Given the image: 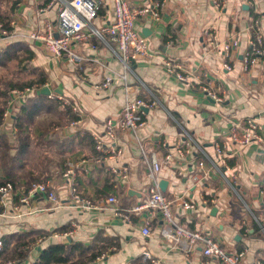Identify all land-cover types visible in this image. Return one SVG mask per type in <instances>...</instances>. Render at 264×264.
<instances>
[{
	"label": "crops",
	"instance_id": "crops-1",
	"mask_svg": "<svg viewBox=\"0 0 264 264\" xmlns=\"http://www.w3.org/2000/svg\"><path fill=\"white\" fill-rule=\"evenodd\" d=\"M64 1L68 0H20L12 17L11 34L0 36V50L9 42L28 44L33 51L32 65L46 75L45 87L78 108L73 112L63 102L44 95L46 99L39 101L26 135L30 138L27 147L44 143L48 157L39 159L41 164L35 161L38 166L33 170L25 147V152L18 156L19 165L10 159L4 160L3 165L0 162V179L12 176L16 185L22 187L34 178H45L57 197L56 202H51L45 196L35 195L29 205H21L16 211L7 207L0 215V238L28 227L50 232L68 224L70 234L55 232L42 246L68 238L83 243L96 239L111 243L108 248L115 249L93 264H128L134 257H143L144 252H150L160 264H221L203 256L200 244L190 250L183 243L168 244L160 233L163 221L159 213L152 216L145 210L132 211L151 188L147 177L149 151L143 153L139 149L144 145L163 161L159 178L164 184L160 191L173 201L176 224L201 229L218 240L227 252L245 248L246 255L239 264H264V196L260 193L264 184V144L252 142L239 149L227 142L231 127L242 126L248 117L261 125L264 134V55L252 69H243V55L250 49L254 19L260 23L264 36V0H227L221 10L210 0H164L160 19L138 18L135 28L146 38L151 56L131 63L127 75L128 84L133 87L130 96L156 104L146 109L142 127L135 131L116 130L115 143L122 154L117 160L107 158L101 163L94 161L97 153L93 135H103L106 120L116 123L120 118L125 101L119 77L124 71L122 63L104 42L90 34L72 45V50L81 57L77 68L66 56L53 58L42 44L27 37L32 31H45L49 25L56 31L58 8ZM127 1L132 7L143 2ZM100 3L92 21L96 27L110 23L114 16L112 0ZM206 29L215 35V42L210 41ZM235 38L239 44L230 57L231 69L226 70L221 44ZM163 60L179 62L192 75L194 86L168 75ZM106 76L112 82L105 88H96ZM203 87L222 93V102L208 97ZM39 94L40 90L22 99L10 95L5 109L9 117L0 125V133L10 146L18 145L12 126L15 114L27 98ZM53 108L54 116L39 115L53 113ZM72 122L75 123L71 125ZM185 133L200 145L205 155ZM224 142L230 156L227 167L222 168L223 174H219L208 169L207 156H214L215 143ZM15 153L12 148L10 156ZM166 154L171 159L165 162ZM81 159L86 164L77 171V187L97 205L95 208L74 201L61 177L69 162ZM200 161L204 162L205 174L198 165ZM113 166L125 168L127 177L113 174L110 171ZM129 190L135 193L129 194ZM111 196L116 198L115 203L107 202ZM182 202L191 203L193 208H184ZM116 210L128 214L129 219L116 216ZM145 219L150 223L148 236L141 233ZM36 255L34 249L26 264Z\"/></svg>",
	"mask_w": 264,
	"mask_h": 264
},
{
	"label": "built area",
	"instance_id": "built-area-1",
	"mask_svg": "<svg viewBox=\"0 0 264 264\" xmlns=\"http://www.w3.org/2000/svg\"><path fill=\"white\" fill-rule=\"evenodd\" d=\"M211 3L218 9H222L227 0H210ZM114 16L113 20L105 25L96 27L92 21L97 17L98 11L101 8L100 0H68L64 1L58 8L57 13V30L55 31L51 25L47 26L45 31H32L28 34L29 40L42 44L53 58H61L66 56L68 60L77 68L80 67L81 57L72 50V45L76 42L84 41L88 34L96 37L104 42L114 55L120 60L123 65L124 71L119 75L124 85L125 101L121 110L120 118L116 123L110 119L106 120L104 125L103 135L94 134L93 143L94 149L97 153L94 161L101 163L107 158L118 159L122 150L116 145V130H131L135 131L137 128L142 127L146 122L145 109L154 106L155 101L146 102L141 98L131 97L133 87L128 84L127 75L131 71V63L151 56L146 38L142 36L135 28V22L138 18L149 16L154 20L160 19V12L165 4L164 0H143L142 4L138 7H132L127 0H112ZM13 22L11 21V25ZM253 36L250 41V49L243 55V69L245 71L252 69L258 60L264 55L263 46V31L258 20L252 21ZM88 32V33H87ZM215 42L216 37L207 29L204 31ZM6 29L0 26V36L2 38L9 36ZM238 40L230 39L221 44V50L224 55L223 68L226 70L231 69L230 57L234 49L238 47ZM163 66L168 75L172 76L177 81L185 83L193 87L194 81L190 72L186 71L179 62L172 60H163ZM112 82L110 76H106L104 80L96 86V88H105ZM45 85L25 87L24 89H13L10 95L14 98H25L35 91L41 90ZM204 93L212 98L214 101L220 103L223 100L222 93L203 87ZM48 97L61 101L68 105L73 112H77L78 108L75 104L70 103L62 95L50 92ZM264 99V93L262 94ZM12 100V99H11ZM9 100V102L11 101ZM9 117L7 111H4L1 125ZM75 122H72L74 124ZM190 141L198 147V149L205 155L204 150L196 142ZM107 139V140H105ZM189 142V141H188ZM227 142L233 144L239 149L245 148L252 142L264 144V134L261 125L252 117L246 118L242 126L234 125L231 127L228 135ZM188 144H191L190 142ZM227 144L215 143L213 150L214 156L208 157V169L214 170L219 174H223L224 167H227V158L230 153L227 149ZM139 149L143 153H149L150 159L147 166V177L151 183L149 194L142 202L132 208L134 212L147 211L150 215L159 213L161 215L163 226L160 230L162 238L170 245L177 246L184 244L187 250L200 244L203 256L213 258L221 264H239L246 255V249L242 248L237 252H227L220 244V242L208 235H206L199 228H190L183 225H178L174 222L172 205L173 201L166 197L160 191V178L159 172L162 167L163 161H160L156 154L140 145ZM147 150V151H146ZM177 152L182 153V150L177 146ZM171 159L170 154H166L164 161ZM86 164L85 159L76 162H69L62 171L61 177L68 185L70 192L73 195L74 201L78 202L86 208H95L97 205L89 198L84 196L77 187V171L79 168H84ZM202 169L204 162L198 163ZM111 172L120 175L122 178L127 177V171L123 167H111ZM193 180H198V176H193ZM231 188L235 190L234 185L230 184ZM261 195L264 196V184L261 190ZM45 196L49 201L56 202L57 197L52 189L51 182L46 180L44 182H30L26 186H18L16 183L6 181L0 184V215L5 212L7 207L13 210H18L21 205L27 206L30 204L33 196ZM17 198V201H14ZM108 203H115L116 198L111 196L107 199ZM184 208H193L189 202H182ZM116 216L122 217L125 220L129 219V215L119 210L114 212ZM149 220H144V225L141 233L144 236L150 234ZM70 233L65 232V236ZM2 241L0 239V249ZM114 247L105 250L97 260L105 259ZM144 263L160 264L159 260L154 258L150 252H144L142 257Z\"/></svg>",
	"mask_w": 264,
	"mask_h": 264
},
{
	"label": "trees",
	"instance_id": "trees-1",
	"mask_svg": "<svg viewBox=\"0 0 264 264\" xmlns=\"http://www.w3.org/2000/svg\"><path fill=\"white\" fill-rule=\"evenodd\" d=\"M20 0H0V26L11 34V21L13 14ZM253 36V35H252ZM33 51L25 42H9L0 50V67L9 68L14 64L11 74L18 76L19 79H7L0 76V125L3 114L7 107V101L10 97L11 90L24 89L25 87L42 86L46 81L45 73L38 67L31 64ZM26 77V79H23ZM46 96L39 94V97H30L22 105L20 112L15 114L13 127L18 141L16 147L9 145L6 136L0 133V160L17 159L23 153L25 147L30 143L29 136L26 135L28 126L32 124L33 117L38 111L39 101L46 99ZM72 116L70 120H74ZM16 149L15 156H10V150ZM11 181L15 183L14 177L0 179V184ZM31 182H44L45 178H34ZM29 181V182H30ZM29 184V183H28ZM27 184V185H28ZM70 230L68 224L57 228L55 231H43L37 228H24L1 236L2 247L0 249V264H26L28 258L37 250V255L30 264H93L111 243L104 240H93L89 243L67 240L65 242L48 243L42 246L55 232L65 233ZM39 248V250H38ZM128 264H145L142 256L130 259Z\"/></svg>",
	"mask_w": 264,
	"mask_h": 264
},
{
	"label": "rangeland",
	"instance_id": "rangeland-1",
	"mask_svg": "<svg viewBox=\"0 0 264 264\" xmlns=\"http://www.w3.org/2000/svg\"><path fill=\"white\" fill-rule=\"evenodd\" d=\"M32 64V63H31ZM15 67V65L14 64H10L9 65V68H6V67H0V76L1 77H4V78H7V79H13L14 81H17V80H19L20 78L18 77V76H16V75H14V74H11L10 73V71L12 72V69ZM23 79H26V77H24ZM21 81H22V79H20ZM27 80V79H26ZM46 108V107H45ZM48 109H50V107H48ZM54 108H53V113L52 112H41L39 115H42L43 117H50V116H54ZM52 113V114H51ZM56 113V112H55ZM44 122H46V121H44ZM45 147H46V145L44 144V143H41V142H39V143H34V144H32V145H30L29 147H27L26 149H25V151H26V153H25V156L26 157H29V156H31V158H29V161H31L30 163H29V165H31L34 169L33 170H35L36 169V167L38 166V165H36L35 166V161H38L39 162V159H45V158H47L48 157V152L49 151H46V152H44V150H45ZM24 151V152H25ZM22 155V154H21ZM19 158L20 157H17V159H15V165L17 164V165H19L20 163H19ZM35 158V159H34ZM6 159L7 160H9V158L8 157H6ZM0 162L2 163V165H3V163H4V160L2 159V160H0ZM40 163V162H39ZM8 164V163H7ZM41 164V163H40ZM9 167L8 168H10V169H12V167H11V165H8Z\"/></svg>",
	"mask_w": 264,
	"mask_h": 264
},
{
	"label": "water",
	"instance_id": "water-1",
	"mask_svg": "<svg viewBox=\"0 0 264 264\" xmlns=\"http://www.w3.org/2000/svg\"><path fill=\"white\" fill-rule=\"evenodd\" d=\"M50 92H51V91H50L49 88H47V87H44V88H42V89L40 90V93L43 94V95H48ZM145 111H147V110L145 109ZM163 184H164L163 182L160 183V187H161V188H162ZM128 193H129V194H133V193H135V192H134L133 190H129ZM67 240H70V238H68ZM38 250H39V248H38Z\"/></svg>",
	"mask_w": 264,
	"mask_h": 264
}]
</instances>
